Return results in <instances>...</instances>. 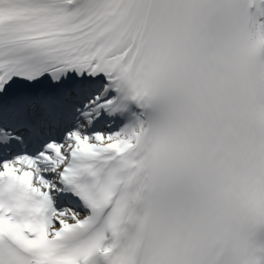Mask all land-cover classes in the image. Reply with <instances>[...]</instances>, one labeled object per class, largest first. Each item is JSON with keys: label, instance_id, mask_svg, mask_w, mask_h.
Here are the masks:
<instances>
[{"label": "snow or ice", "instance_id": "6c2138e0", "mask_svg": "<svg viewBox=\"0 0 264 264\" xmlns=\"http://www.w3.org/2000/svg\"><path fill=\"white\" fill-rule=\"evenodd\" d=\"M0 264H264V0H0Z\"/></svg>", "mask_w": 264, "mask_h": 264}]
</instances>
